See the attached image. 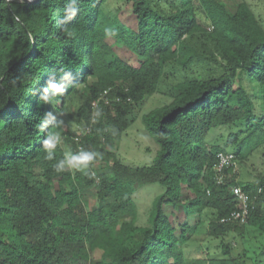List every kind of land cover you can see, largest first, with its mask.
<instances>
[{
	"label": "trees",
	"instance_id": "1",
	"mask_svg": "<svg viewBox=\"0 0 264 264\" xmlns=\"http://www.w3.org/2000/svg\"><path fill=\"white\" fill-rule=\"evenodd\" d=\"M108 1L0 0V264H264V18L249 0H131L133 27ZM105 90L123 101L100 106L80 153L55 111L77 106L84 128ZM159 91L169 102L142 115L155 161L127 165L128 116ZM227 146L242 167L259 158L257 179L232 167L218 182ZM151 183L164 192L140 223ZM232 185L253 200L243 225L222 221L241 208ZM170 207L196 221L177 227ZM203 225L206 246L192 239Z\"/></svg>",
	"mask_w": 264,
	"mask_h": 264
},
{
	"label": "rangeland",
	"instance_id": "2",
	"mask_svg": "<svg viewBox=\"0 0 264 264\" xmlns=\"http://www.w3.org/2000/svg\"><path fill=\"white\" fill-rule=\"evenodd\" d=\"M227 4L231 11L235 10L237 5L241 0H222ZM251 1L255 8H257V13L264 18V0H249ZM131 0H109L105 5V11L109 13V15L114 16L118 13L120 18L127 24L133 27L137 26L136 19L132 13L131 8ZM199 22L208 27L206 24V19L204 16L199 17ZM113 42L112 39H110ZM118 53L122 59L126 62L138 66L139 59L136 54H134L126 45L122 42H119L118 45ZM173 78V77H172ZM171 80L176 83V79ZM80 90H86L85 85L80 86ZM169 102L168 95H164L163 91H159L154 95L148 97L144 102L135 106L131 113L129 114L128 118L131 122L130 128L126 131L123 138L119 142L118 148V155L123 160V162L127 165L138 167V166H149L152 165L155 161L159 150V144L155 141L153 136L147 131L143 122H142V115L148 112L153 108L160 107ZM77 106H71L66 111H55V115L59 116L60 119L66 121L67 125L72 128L74 131H82L83 125H81V118L77 112ZM221 131H216L213 134L209 135V138L215 139L221 135ZM225 141L222 140L221 144ZM66 149L69 152V145H65ZM227 150L229 152H234V147L227 146ZM255 163V164H253ZM74 166V163H71V167ZM250 174V179L255 180L256 175L262 171V165L260 164L259 158L250 161L246 167H242V165L237 162L236 170L238 180L241 179L242 174L245 175L246 170ZM99 189V185H95L92 189V193L94 196H91V202L94 203L96 200V193ZM164 192V188L158 183H151V184H144L141 185L136 194L135 199L138 204L139 208V222L143 223L146 220V215L149 213L150 207L153 206L157 197ZM187 193V192H186ZM168 214H170L172 222L177 227H183L186 221H190L191 223L196 221V214L187 211L186 208L180 207L179 209L175 210L174 208L170 207L168 210ZM196 241L199 245L206 246L209 240L208 234V227L207 225H203L199 228V230L195 233L194 237L192 238ZM195 243V245H197ZM195 246L191 247L192 251L195 252Z\"/></svg>",
	"mask_w": 264,
	"mask_h": 264
},
{
	"label": "built area",
	"instance_id": "3",
	"mask_svg": "<svg viewBox=\"0 0 264 264\" xmlns=\"http://www.w3.org/2000/svg\"><path fill=\"white\" fill-rule=\"evenodd\" d=\"M123 99L121 97L112 98L109 96V90H105L99 97H97L92 102V115H91V124L84 127L82 131H80L81 135L75 137V142L78 144V150L80 153L83 152V145L81 143L82 137L87 134H90L93 130V125L96 122L98 111L101 105L111 106L114 103L122 102ZM127 101H131L130 97H127ZM218 161L214 167V171L216 173V177L219 183L224 182L226 176V170L234 167L236 170V156L232 152L228 151H220L218 153ZM231 190L235 195L236 199L241 204V208L239 210L233 211L229 216L224 218L222 221H229L238 224H246L248 222V217L250 213V204L252 203L251 195L248 194L240 185H232ZM259 192H262V188L259 189ZM256 199V196H254Z\"/></svg>",
	"mask_w": 264,
	"mask_h": 264
},
{
	"label": "water",
	"instance_id": "4",
	"mask_svg": "<svg viewBox=\"0 0 264 264\" xmlns=\"http://www.w3.org/2000/svg\"><path fill=\"white\" fill-rule=\"evenodd\" d=\"M26 1H29L30 2L31 0H26Z\"/></svg>",
	"mask_w": 264,
	"mask_h": 264
}]
</instances>
